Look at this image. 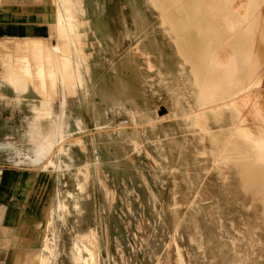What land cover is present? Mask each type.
Here are the masks:
<instances>
[{
    "label": "rangeland",
    "instance_id": "rangeland-1",
    "mask_svg": "<svg viewBox=\"0 0 264 264\" xmlns=\"http://www.w3.org/2000/svg\"><path fill=\"white\" fill-rule=\"evenodd\" d=\"M76 1L73 7L71 0H59L56 20L46 13L43 22L49 27L55 23L57 49L50 39L0 42V75L9 84H26L41 99L26 103L20 147L3 144L2 148L9 150L12 161L22 156L28 161L23 166L40 168L46 186L54 189L46 227L36 235L37 246L29 243L28 249L34 250L25 251L22 260L18 256L15 264H84L91 257L87 246L97 255L89 264H264V191L252 203L237 186V171L217 156L225 140L213 147L209 140L200 143L191 134L185 143L171 94L137 51L138 43L123 36L121 17L131 18L134 8L153 25L161 23V14L146 8L144 0H119V7L124 3L120 15L114 10L115 0L110 2L109 15L121 17L99 22L94 31L93 47L106 55L102 61L89 45L93 24L81 18L83 0ZM245 1L228 0V8L215 20L228 32L257 31L254 24L263 23L264 0L256 4V14ZM165 22L172 23L166 29L175 31L179 49H185L193 36L190 21L171 16ZM108 35L119 38L122 48ZM164 40L170 64L177 65L174 45L168 36ZM255 48L264 57V50ZM121 54L128 55L135 68L128 75L129 91L114 77L125 76ZM89 78L94 80L91 85ZM145 78L152 93L137 90L138 84L135 90L133 81ZM5 91L0 85V97H6ZM263 99L261 82L250 98L249 110L255 114L243 117L245 127L262 125L256 122L263 118ZM249 145L251 163L264 177L257 165L258 160L263 166V158L255 155L263 147ZM56 198L63 203L61 215L54 213Z\"/></svg>",
    "mask_w": 264,
    "mask_h": 264
},
{
    "label": "bare ground",
    "instance_id": "bare-ground-1",
    "mask_svg": "<svg viewBox=\"0 0 264 264\" xmlns=\"http://www.w3.org/2000/svg\"><path fill=\"white\" fill-rule=\"evenodd\" d=\"M144 2L146 8L155 9L161 14V16H158L161 23H154L153 25L152 21L139 12L140 9L134 8L131 18H128V15L126 16L124 13L121 17V21L123 20V36L129 42L138 43L137 48H135L147 59L149 69L156 70L159 83L163 84L168 93L171 94L170 99L172 98L177 111L176 116L174 113V118L181 119L180 122L183 123L185 143L190 141L189 136L191 134L196 135L200 143L209 140L212 142L213 147L217 145L218 141L225 140V146L217 156L221 158L222 163L232 165L237 171V186L243 190L248 197L247 199L252 203L259 201L257 196L262 195L264 191V177L256 172L250 158V152L252 151L249 150V152L247 148L249 149L250 142L252 145L263 147L262 151L260 153L256 152L255 155L256 157H262L264 162V112H262L263 118L258 120L260 122H256V124L262 125L254 128L245 127L244 123L247 120L243 117H252L255 114L249 110L253 106L250 98L258 90L259 84L261 82L264 84V63L261 60L262 56L257 53V48H255V46H258L260 50H264V16L261 17L263 19L262 24H254L258 30L246 35L228 32L223 23L215 20L217 16L222 17V14L228 8V0H176L175 4L174 0H144ZM245 2L256 14V11L259 10L256 4L262 1L246 0ZM232 7L234 6L232 5ZM261 11H264V8ZM181 12H187V15L182 16L183 14H179ZM171 16H175L179 20L185 18L190 21L189 25L193 30L191 32L193 36L188 40L185 49H179L181 47L178 43L181 42L174 38L175 31L166 29L173 27L172 23L165 22L171 19ZM241 18L243 19V17ZM194 19L200 22L194 23ZM224 20H226V17ZM157 27H164L165 29L158 32L156 31ZM166 36H168L170 43L174 45V51L179 58V63L175 64L176 66L172 64L174 69L170 64L169 45L164 40ZM23 40L19 41L23 42ZM108 40L116 42L118 47L122 45L119 38L113 37V35H108ZM61 44L59 43L60 47ZM59 53L62 55L61 52ZM112 55V58L115 56L116 59L117 55H114V53ZM218 65H222V70H217ZM121 67L125 76L117 78L115 75L114 77L116 80L120 79V83L129 91L132 86H130L131 82L128 75L134 74L135 68L129 61L128 55H122ZM133 83L135 90L138 84L137 90H148L152 93V84L148 79L145 78L139 82L133 81ZM154 95L156 96V94ZM162 110L163 113L166 112L165 109ZM257 114L259 113L257 112ZM219 131L223 132L221 137L218 135ZM240 140L244 146L241 145ZM215 150L213 149L211 152L215 153ZM39 152L40 150L36 151V153ZM257 165L264 173V163L260 167L257 160ZM54 202V213L56 215L63 214L61 200L56 198ZM84 244H86L85 241ZM46 248L48 250V247L45 246ZM86 250L90 252L91 257L85 260L84 264L93 263L97 257L96 251L88 246Z\"/></svg>",
    "mask_w": 264,
    "mask_h": 264
},
{
    "label": "crops",
    "instance_id": "crops-1",
    "mask_svg": "<svg viewBox=\"0 0 264 264\" xmlns=\"http://www.w3.org/2000/svg\"><path fill=\"white\" fill-rule=\"evenodd\" d=\"M106 1L107 3L105 0H83L80 3L83 8L81 18L93 24L89 45L91 43V47L99 53L102 61L106 55L101 53L100 47H93L94 31L99 22L121 17L109 15V12L112 13L109 5L114 0ZM118 1L115 0L114 10L119 11L121 15L124 3H120L119 7ZM58 2L59 0H0V42L11 39H43L48 42L50 39L53 48L56 47L58 44L54 37L57 33L55 23L49 27L43 21L46 13H50L56 20ZM77 2L71 0L73 7ZM50 33L52 37L48 38ZM1 69L0 67V73ZM92 78L88 79L90 85L94 83ZM7 79L0 75V85L7 91L6 97H0V264H15L19 260L18 256L22 260L25 251H32L37 246L36 235L46 227L54 189L53 185L51 188L46 186L40 168L23 166L28 161L22 156L12 161L9 150L2 148L3 144L18 146L22 132L24 133L25 115L28 113L26 103L41 100L34 92L27 90L26 84L20 86L17 81L15 85L9 84ZM20 91L24 93L21 94ZM30 94L31 97L28 96ZM22 100L25 102L22 103ZM37 219L42 221V225ZM29 243L34 248L28 249Z\"/></svg>",
    "mask_w": 264,
    "mask_h": 264
}]
</instances>
